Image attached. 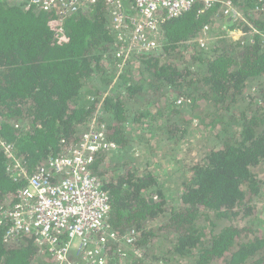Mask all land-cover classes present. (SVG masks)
Segmentation results:
<instances>
[{
  "label": "trees",
  "instance_id": "trees-1",
  "mask_svg": "<svg viewBox=\"0 0 264 264\" xmlns=\"http://www.w3.org/2000/svg\"><path fill=\"white\" fill-rule=\"evenodd\" d=\"M228 1L243 19L229 20L221 1H197L163 23L159 45L133 55L136 77L132 63L120 72L111 26L116 6L134 12L130 0H98L63 19L24 0H0V139L32 174L105 114L107 139L118 148L97 153L91 168L111 197L110 228L120 239L136 231L134 245L144 250L136 264H264V234L253 218L264 181L252 169L264 161V85L243 97L264 80V0ZM217 19L245 34L197 50L196 36ZM172 94L185 104L173 98L164 111L171 136L196 117L199 126L218 128V142L192 158L170 189L153 169L139 168L128 148L129 126L145 124L150 107ZM9 160L0 143V207L13 204L26 184L14 179ZM6 229L0 223V264H54L35 236L8 242Z\"/></svg>",
  "mask_w": 264,
  "mask_h": 264
},
{
  "label": "built area",
  "instance_id": "built-area-1",
  "mask_svg": "<svg viewBox=\"0 0 264 264\" xmlns=\"http://www.w3.org/2000/svg\"><path fill=\"white\" fill-rule=\"evenodd\" d=\"M55 11L58 19L86 10L98 0H24ZM134 12L116 6L111 26L117 53L149 52L159 45L161 25L189 11L197 1L212 6L217 1L227 17L243 19L228 0H130ZM118 49L121 52H118ZM125 61V60H124ZM125 66V65H124ZM124 66L120 67V72ZM9 157L14 179H26L16 201L0 207V223H6V241L33 235L46 245L54 264H136L144 250L135 247L136 231L123 239L110 228L111 197L104 179L91 168L95 155L116 151V142L107 139V124L95 115L80 142L67 153L52 157L30 174L13 146L0 139ZM118 242V243H115ZM118 244V249L111 246Z\"/></svg>",
  "mask_w": 264,
  "mask_h": 264
},
{
  "label": "rangeland",
  "instance_id": "rangeland-1",
  "mask_svg": "<svg viewBox=\"0 0 264 264\" xmlns=\"http://www.w3.org/2000/svg\"><path fill=\"white\" fill-rule=\"evenodd\" d=\"M223 14L226 16L225 13ZM224 24L226 23L217 19L215 24L211 26H205L195 38V42L199 44L197 50L200 51V49L203 48L209 49L213 45H217L216 43L221 39L232 42L233 40L240 39L245 34L237 25H234L232 28H225ZM236 28L240 29V32L232 33V31H234ZM235 37L239 38L236 39ZM118 52L121 51L118 49ZM191 52H194V50H192ZM133 55H136V53H129L128 57L124 58V56H121L119 55V53H117L118 58L121 59V66L123 67L124 65L132 63V66H129L132 69V74L136 77H141V75L138 74V72H140V63L138 60L133 59ZM255 85L256 87H253L251 90H247L245 93H243V97H254L253 90L257 89V92L260 91V89L264 87L263 86L262 88H259L260 86L264 85V80L261 83H256ZM175 95L172 94L167 104H165L164 102L159 103V105L157 106L152 105L150 107V111L153 115H151L150 118L146 122H144L145 124L135 123V125L129 126L130 135L133 137V143L128 148V151L131 152V157H133L132 159L141 169L146 167L153 169L154 174H156L157 177L160 178L161 182H167L170 185V189L172 188L171 185L175 186L176 183L180 184V182L182 181L181 176L183 175L184 171L187 168V165L189 164V161L192 158L200 159L205 154V151L208 148L218 142V140L215 139V134L218 131V128L211 129V127L209 126H199L197 124L198 120L196 117H188V119H190L189 123H191L192 121L190 125L181 124V129L177 130L178 137L171 136V134L168 132V127L165 128L168 119L165 115V113L167 112L164 111L168 110V105H171L172 100H174L175 98L177 99ZM179 99L182 98L179 97L176 100L177 104L183 106L185 104L184 99ZM257 101H259V99H257ZM240 104L241 103H238V105ZM183 112H188L189 114L191 113V110L184 108ZM99 113H97V115H99V118L103 119L105 117L104 123H107L108 118L106 117V115H101ZM154 114H156L157 116H155ZM174 121L175 120H173V122ZM179 122L181 123V121H178L176 123V127L178 126ZM196 125H198V129H193V127H195ZM85 127H88V124H86ZM170 130H173L171 126ZM210 134L214 135L210 137ZM109 156L111 157V155ZM124 158L125 161L129 159L127 158V156H124ZM252 169L256 173H258L259 178L264 181V161H262V163ZM167 190L169 189H166V191ZM263 194H260L256 198L258 203V205L256 206L257 214H255L253 218L256 222H258V233L260 232L259 229H261L264 234ZM219 223L221 224L222 221Z\"/></svg>",
  "mask_w": 264,
  "mask_h": 264
},
{
  "label": "water",
  "instance_id": "water-1",
  "mask_svg": "<svg viewBox=\"0 0 264 264\" xmlns=\"http://www.w3.org/2000/svg\"><path fill=\"white\" fill-rule=\"evenodd\" d=\"M229 20H231V17H228ZM240 32V29L236 28L234 31H232V33H237ZM236 39H238L239 37H235Z\"/></svg>",
  "mask_w": 264,
  "mask_h": 264
}]
</instances>
